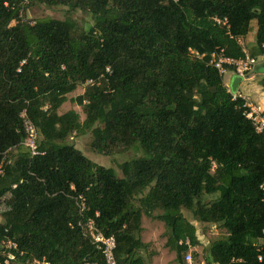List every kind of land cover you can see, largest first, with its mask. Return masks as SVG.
Returning a JSON list of instances; mask_svg holds the SVG:
<instances>
[{
	"label": "trees",
	"instance_id": "obj_1",
	"mask_svg": "<svg viewBox=\"0 0 264 264\" xmlns=\"http://www.w3.org/2000/svg\"><path fill=\"white\" fill-rule=\"evenodd\" d=\"M35 3L82 10L92 23L23 18ZM215 51L264 53V0H0V264L102 261L78 194L83 217L114 236L120 264H150L143 214L164 223L184 264L185 240L198 239L182 209L225 232L206 264H264V128L210 64ZM78 86L70 100L82 120L58 111ZM24 109L35 154L23 145ZM87 131L94 152L139 154L117 175L68 141Z\"/></svg>",
	"mask_w": 264,
	"mask_h": 264
},
{
	"label": "rangeland",
	"instance_id": "obj_2",
	"mask_svg": "<svg viewBox=\"0 0 264 264\" xmlns=\"http://www.w3.org/2000/svg\"><path fill=\"white\" fill-rule=\"evenodd\" d=\"M22 16L29 21H33L38 18L64 19L70 17L85 27H88L92 23V17L89 13H86L79 9L68 10L66 6L61 5L48 7L41 3L31 4L26 6L24 12L22 13ZM252 25L255 27V21H253ZM239 40L241 44L246 48L248 43L249 45L253 43V33L249 32L245 37H242ZM260 64L261 61H258L256 64H254L251 69L248 70L246 76L263 77L264 71L259 70ZM228 75V72L223 74V81L226 80ZM82 91L83 86H78L74 91L68 93L67 100L61 104L58 111L63 112L69 108H72L79 113L80 120H82L84 114L82 113L81 107L70 100ZM92 138L93 136L91 132L87 131L84 133H73L68 138V141L73 143L74 146L81 150L82 153L89 159L106 167H111L117 175H121L119 164L122 161L139 154L136 150H128L123 153L113 154L94 152L90 147ZM211 198L212 196L210 195L204 196L205 201ZM159 212L160 210L157 209L154 211V214ZM182 213L191 223H193L196 228L198 243L195 246V254L192 253V255L196 264H199L201 260L204 259V253L206 252V249L208 248L210 243L213 240L223 236L225 232L216 226L213 228L211 224L196 220L193 214L186 209H182ZM141 226V240L147 243V246L144 250L141 251V253L147 260H149L150 264H152V262L153 264H177L175 260V252L170 250L169 247L165 244L167 234L164 223L159 219L143 214L141 217ZM34 262L33 264L37 263Z\"/></svg>",
	"mask_w": 264,
	"mask_h": 264
},
{
	"label": "built area",
	"instance_id": "obj_3",
	"mask_svg": "<svg viewBox=\"0 0 264 264\" xmlns=\"http://www.w3.org/2000/svg\"><path fill=\"white\" fill-rule=\"evenodd\" d=\"M263 59H264V53L258 56H255V57L250 56V55H245L244 57H241V58H234V57L224 55L222 51H215L211 54V58L209 62L213 67H215L218 70V72L222 76L224 73L228 72V73L238 74L242 76L243 78H245L248 70H250L251 67L254 64H256L258 61H261ZM106 70L109 71L108 67L106 68ZM87 82L90 83L91 80H88ZM236 94L241 96L237 92H234L233 96H235ZM20 116L22 118L24 131L26 133L25 139L23 141V145L29 149L31 154H35L37 153V150H36V146H37L36 140L38 138L37 129L35 125L33 124V122L26 115L25 109L22 110V112L20 113ZM248 116L251 117L256 122L258 129L264 128V121L256 119L251 109L249 110ZM261 187L264 190V184L261 185ZM74 198H75L76 205L78 207V211L82 215L83 224L81 226H82L83 234L89 235L92 242L95 244L96 248L100 251L101 256H102V261H86L84 264H120L117 262L115 258V254H114V250L116 247L114 236L104 235L100 231V229L94 224V221L92 218L83 217L84 216L83 213L87 209V206L85 204V200L82 194H78ZM263 233H264V227H263ZM8 243L11 245H14L11 242H8ZM185 244L188 245V249L184 251L183 253L184 264H196L193 258V255H192L194 246H191L188 240H185ZM259 258H261V256H259ZM37 264H48V263L47 262H37ZM122 264H127V263H122Z\"/></svg>",
	"mask_w": 264,
	"mask_h": 264
},
{
	"label": "crops",
	"instance_id": "obj_4",
	"mask_svg": "<svg viewBox=\"0 0 264 264\" xmlns=\"http://www.w3.org/2000/svg\"><path fill=\"white\" fill-rule=\"evenodd\" d=\"M247 45H249V43ZM259 70L264 71V68L261 66V64L259 65ZM230 74L231 73H229L226 80H224V83L226 85H228V83L230 81ZM261 78L262 77H247L246 76L238 84L236 92L239 93L245 99L246 104L253 111L256 119L264 121V85H262L260 83ZM212 226H213V228L215 227L214 225H212ZM195 246H194L193 251L196 250ZM152 264H153V262H152ZM199 264H206V263L202 259ZM212 264H214V263H212Z\"/></svg>",
	"mask_w": 264,
	"mask_h": 264
},
{
	"label": "water",
	"instance_id": "obj_5",
	"mask_svg": "<svg viewBox=\"0 0 264 264\" xmlns=\"http://www.w3.org/2000/svg\"><path fill=\"white\" fill-rule=\"evenodd\" d=\"M243 80V77L238 75V74H234L231 73L230 74V81L228 83V89L230 92L234 93L237 90L238 84Z\"/></svg>",
	"mask_w": 264,
	"mask_h": 264
}]
</instances>
